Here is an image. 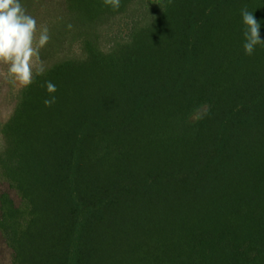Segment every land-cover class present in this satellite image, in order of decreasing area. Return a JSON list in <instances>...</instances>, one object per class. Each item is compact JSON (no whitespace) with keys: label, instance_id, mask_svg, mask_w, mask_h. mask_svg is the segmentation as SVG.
Returning <instances> with one entry per match:
<instances>
[{"label":"trees","instance_id":"16d2710c","mask_svg":"<svg viewBox=\"0 0 264 264\" xmlns=\"http://www.w3.org/2000/svg\"><path fill=\"white\" fill-rule=\"evenodd\" d=\"M21 2L51 40L0 126L8 263L264 264V0Z\"/></svg>","mask_w":264,"mask_h":264},{"label":"clouds","instance_id":"9594fccd","mask_svg":"<svg viewBox=\"0 0 264 264\" xmlns=\"http://www.w3.org/2000/svg\"><path fill=\"white\" fill-rule=\"evenodd\" d=\"M105 6L118 10L120 0H103ZM243 50L245 55L255 53L257 46H264L260 38V22L244 6L241 8ZM71 28V25L68 26ZM38 33V35H37ZM51 35L46 25L38 26L37 20L30 15L21 0H0V62L8 66L10 82L27 88L35 83V76L44 75L45 69L41 60V50L49 43ZM40 66L33 74V62ZM48 94L44 100L45 107H52L56 103V85L45 81Z\"/></svg>","mask_w":264,"mask_h":264},{"label":"rangeland","instance_id":"374dc122","mask_svg":"<svg viewBox=\"0 0 264 264\" xmlns=\"http://www.w3.org/2000/svg\"><path fill=\"white\" fill-rule=\"evenodd\" d=\"M38 35V33H37ZM33 74L39 67L38 61L33 62ZM23 87L10 82L8 66L0 62V126L8 119L13 111L19 91ZM2 141L0 138V148ZM0 264H9L7 253L0 247Z\"/></svg>","mask_w":264,"mask_h":264}]
</instances>
